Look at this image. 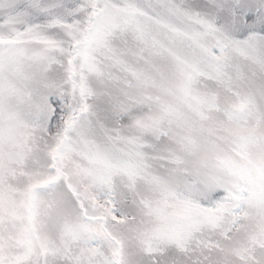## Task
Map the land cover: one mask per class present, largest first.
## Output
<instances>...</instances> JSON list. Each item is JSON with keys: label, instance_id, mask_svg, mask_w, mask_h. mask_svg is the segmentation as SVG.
I'll return each instance as SVG.
<instances>
[{"label": "snow or ice", "instance_id": "1", "mask_svg": "<svg viewBox=\"0 0 264 264\" xmlns=\"http://www.w3.org/2000/svg\"><path fill=\"white\" fill-rule=\"evenodd\" d=\"M0 264H264V0H0Z\"/></svg>", "mask_w": 264, "mask_h": 264}]
</instances>
